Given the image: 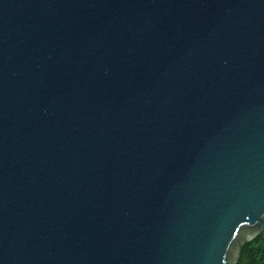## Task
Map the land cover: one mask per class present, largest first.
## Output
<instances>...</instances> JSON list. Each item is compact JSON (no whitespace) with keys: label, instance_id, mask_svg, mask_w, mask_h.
Segmentation results:
<instances>
[{"label":"water","instance_id":"water-1","mask_svg":"<svg viewBox=\"0 0 264 264\" xmlns=\"http://www.w3.org/2000/svg\"><path fill=\"white\" fill-rule=\"evenodd\" d=\"M264 232V0H0V264H237Z\"/></svg>","mask_w":264,"mask_h":264},{"label":"trees","instance_id":"trees-1","mask_svg":"<svg viewBox=\"0 0 264 264\" xmlns=\"http://www.w3.org/2000/svg\"><path fill=\"white\" fill-rule=\"evenodd\" d=\"M237 264H264V232L251 242H246Z\"/></svg>","mask_w":264,"mask_h":264}]
</instances>
